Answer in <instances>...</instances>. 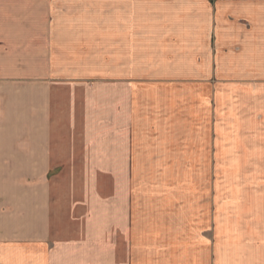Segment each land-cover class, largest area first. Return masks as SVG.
<instances>
[{
	"label": "crops",
	"instance_id": "obj_1",
	"mask_svg": "<svg viewBox=\"0 0 264 264\" xmlns=\"http://www.w3.org/2000/svg\"><path fill=\"white\" fill-rule=\"evenodd\" d=\"M134 1L130 0L135 8L129 14L132 24L119 19L114 28L112 80H90L88 69L62 72L69 63L60 55V49L66 53L62 42L77 38L79 32L43 29L28 39L18 35L17 44L3 34L0 75L8 79L0 76V163H19L14 171L19 172L30 162L33 175L42 177L60 162L65 163L60 174L79 176L77 172L86 168L82 163L100 166L109 160L106 147L112 145L116 162L128 160L132 174V163L138 160V128L176 137L178 123L191 130L195 146L210 154V146L220 145L221 152L223 146H231L220 131L235 136L232 116L240 125L238 145L246 144L244 137L255 129L264 145V0H145L140 13ZM52 12L46 15L51 21L60 18L57 13L74 17L83 13ZM138 40L147 42L140 43L144 49L138 50ZM12 50L22 53L19 64L12 62ZM34 51L35 72L25 61L32 62L28 57ZM122 58L127 71L121 67ZM139 62L145 66L144 74L138 70ZM242 108L246 117L237 112ZM143 115L155 125L142 123ZM164 122L173 127L167 131ZM183 133L177 137L186 139ZM260 153L264 160V146ZM56 198L51 192L47 204L38 206L49 227L60 223L51 213L65 203ZM231 225L225 221L214 230L212 264H264V250L246 249ZM257 238L253 241L259 247ZM47 242L35 239L33 264L42 263L40 249ZM184 253L173 264H205L193 250Z\"/></svg>",
	"mask_w": 264,
	"mask_h": 264
},
{
	"label": "rangeland",
	"instance_id": "obj_2",
	"mask_svg": "<svg viewBox=\"0 0 264 264\" xmlns=\"http://www.w3.org/2000/svg\"><path fill=\"white\" fill-rule=\"evenodd\" d=\"M134 3L143 12L146 1ZM131 5L130 0H0V42L9 38L17 44L19 36L28 39L43 29L79 32L77 38L62 42L66 53L60 49V55L69 61L62 72L88 69L90 80H112L114 28L119 19L132 24ZM61 9L83 13L74 17L56 12ZM49 11L60 18L48 20ZM140 43L147 44L138 40V50L144 49ZM34 52L27 56L32 62L25 60L33 72L38 64ZM12 53V62L19 64L22 53ZM121 61L122 69L129 70ZM15 65L19 71L20 65ZM144 69L139 62L141 74ZM237 112L247 116L243 108ZM232 117L235 136L220 131L231 146H223L222 152L220 145L210 146V154L195 146L191 130L177 122L176 137L138 128V160L132 163V174L128 160L116 162L112 145L106 147L109 160L100 166L82 163L86 168L77 172L79 176L60 174L65 164L60 162L42 177L33 175V163H25L19 172H14L19 163H0V264H33L35 239L48 241L41 245V264H173L187 248L212 264L214 230L225 221L246 249L264 250V160L259 154L264 145L256 129L244 137L246 144L238 145L240 125ZM163 124L167 131L173 127ZM184 131L186 139H179L177 133ZM51 192L65 203L51 213L60 223L49 227L38 206L47 204ZM257 236L259 247L253 241Z\"/></svg>",
	"mask_w": 264,
	"mask_h": 264
}]
</instances>
